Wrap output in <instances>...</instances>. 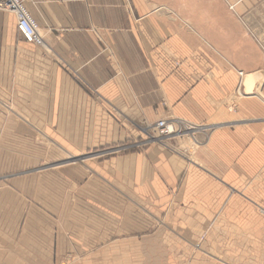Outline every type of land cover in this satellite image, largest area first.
Wrapping results in <instances>:
<instances>
[{"label":"crops","instance_id":"0c3cea01","mask_svg":"<svg viewBox=\"0 0 264 264\" xmlns=\"http://www.w3.org/2000/svg\"><path fill=\"white\" fill-rule=\"evenodd\" d=\"M23 3L43 45L0 11V264L264 259V1ZM161 119L201 143L86 154Z\"/></svg>","mask_w":264,"mask_h":264},{"label":"rangeland","instance_id":"374dc122","mask_svg":"<svg viewBox=\"0 0 264 264\" xmlns=\"http://www.w3.org/2000/svg\"><path fill=\"white\" fill-rule=\"evenodd\" d=\"M261 1H264V0H255V3L253 4V6L255 4H256L255 6H257L258 2H261ZM263 9L264 8H262V10ZM261 15L263 16L264 14L261 13ZM142 128H144V125L139 127V130H138L139 131L138 132L139 136L138 137H136L134 135H129L126 140H124V141H122L120 143H116V144H113V145L105 146V147H102L100 149H96V151L88 152L86 154L87 155H91V154L92 155H98V157H105V156H108L110 154L126 152V151L131 150V149H135V150L136 149L137 150L143 149L145 144L151 143L153 141L145 140L147 138L144 135V132L142 131ZM148 133L152 137L157 136V132H154V130H150ZM197 140L201 142V139L199 138V136H198ZM145 141L147 143L144 144ZM169 143H171V145H174V148L176 150H180L184 154H187L191 150H194L196 148V146H197L196 142L193 141L191 138H188V137H184L182 139L174 138V139L170 140ZM218 233L219 232H214L213 231L212 233L207 234V236L212 238V237H215ZM229 233H232L233 234L232 236H234V237H235V235H237L235 232H229ZM255 234H257L256 238L264 239V230H261V232H257ZM240 236H241V234H239V238H241ZM204 238H205L204 236L201 237V239H204ZM228 238H231V236L228 235ZM244 239L248 240V239H252V238L250 236H248L247 234H244ZM248 256H249L248 255V251H247V249H245V255H244L245 261H244V264H264V259L263 258L258 257V259H256V260H251V259H249ZM261 257H262V255H261ZM253 262H255V263H253Z\"/></svg>","mask_w":264,"mask_h":264},{"label":"built area","instance_id":"2783aa9c","mask_svg":"<svg viewBox=\"0 0 264 264\" xmlns=\"http://www.w3.org/2000/svg\"><path fill=\"white\" fill-rule=\"evenodd\" d=\"M0 10L15 12L17 15V29L19 35L26 41L32 42L35 45H43V40H41L42 37L41 35H39L37 25L35 24L34 19L29 15V13L26 12L24 6H22L21 0H0ZM16 10H18L22 15L20 13H17ZM239 74H241V72H239ZM154 126L156 129L155 131L157 132V136L152 137L149 134V141L157 139L159 136L167 135L178 129V127L174 124L166 123L164 120H158L154 124ZM149 127L150 126L146 127L144 131H147ZM145 143L147 142L145 141L144 144Z\"/></svg>","mask_w":264,"mask_h":264},{"label":"bare ground","instance_id":"6f19581e","mask_svg":"<svg viewBox=\"0 0 264 264\" xmlns=\"http://www.w3.org/2000/svg\"><path fill=\"white\" fill-rule=\"evenodd\" d=\"M22 1V6H24V8H25V10H26V12L27 13H29V15L32 17V15L30 14V12L28 11V9L26 8V6L24 5V3H23V0H21ZM0 11H3V10H0ZM7 12H10V13H13V15H14V17H15V26H16V30H17V32H18V29H17V15H16V13L15 12H11V11H7ZM16 12L17 13H20L18 10H16ZM21 14V13H20ZM22 15V14H21ZM33 18V17H32ZM34 19V18H33ZM34 22H35V24L37 25V30H38V32H39V35H41V33H40V31H39V28H38V24H37V22H36V20L34 19ZM19 34V33H18ZM41 37H42V35H41ZM22 39L24 40V41H26L23 37H22ZM41 40H43V37H42V39ZM26 42H28V41H26ZM28 43H32V42H28ZM32 44H34V43H32ZM42 44H43V41H42ZM35 45V44H34ZM38 46V45H37ZM239 73V72H238ZM240 76L242 75V73L241 74H239ZM245 78H244V83H247V81H253L254 79H255V76H254V74L252 73V74H246L245 76H244ZM253 83V82H252ZM161 120H164L166 123H172V124H174L175 126H177L178 127V129H176V130H174L173 132H171V133H169V134H167V135H163V136H159L157 139H153V140H151V141H153V142H157V143H159V144H161V145H164V146H167V147H169V148H172V147H174V145H171V143H169V141L170 140H172V138L174 139V138H178V139H182V138H184V137H188V138H191L193 141H195L196 142V144L198 145L199 143H201L200 141H198L197 139H198V136L196 135V133H195V131L197 130V126L196 125H191V124H188V123H186L185 121H182V120H179V119H175V120H166V119H161ZM157 122V121H156ZM155 122V123H156ZM154 123V124H155ZM154 124L153 125H151L148 129H147V131H144V128H142V131L144 132V135L146 136V138L147 139H145V140H149L150 138L148 137L149 136V133H148V131H150V130H154V132H156L155 130V126H154ZM146 129V128H145Z\"/></svg>","mask_w":264,"mask_h":264}]
</instances>
